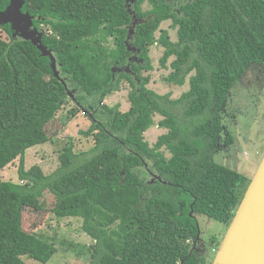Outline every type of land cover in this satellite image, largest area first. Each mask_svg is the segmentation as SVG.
<instances>
[{
  "label": "trees",
  "instance_id": "trees-1",
  "mask_svg": "<svg viewBox=\"0 0 264 264\" xmlns=\"http://www.w3.org/2000/svg\"><path fill=\"white\" fill-rule=\"evenodd\" d=\"M10 1L0 0V12ZM24 1L67 87L50 57L0 24L9 36H0V173L19 158L22 182L0 176V264L52 259L55 244L25 222L27 214L38 222L37 214L49 211L83 219L94 239L89 264H209L210 250L193 245L201 234L195 214L229 227L251 183L214 156L234 143L224 117L234 87L253 63L264 67V0H183L179 12L170 0H139V7L153 6L139 16L125 0ZM165 21L177 41L160 29ZM130 44L142 63L129 61ZM154 45L164 48L167 83L183 86L189 78L177 99L147 87L143 72L153 68ZM123 82L131 87L126 112L104 102ZM70 99V117L82 111L92 121L82 133L93 136V151L77 155L70 142L53 174L39 165L26 169L27 150L49 142L47 126ZM156 114L168 131L152 147L145 134ZM47 191L56 200L50 210Z\"/></svg>",
  "mask_w": 264,
  "mask_h": 264
},
{
  "label": "rangeland",
  "instance_id": "rangeland-1",
  "mask_svg": "<svg viewBox=\"0 0 264 264\" xmlns=\"http://www.w3.org/2000/svg\"><path fill=\"white\" fill-rule=\"evenodd\" d=\"M34 6V3H31ZM145 5L144 8H147ZM44 30L45 26L41 27ZM160 29L168 30L172 41H177V30L172 27L171 21H165ZM157 36L160 35L158 31ZM0 36L9 40V36L0 30ZM132 48V47H131ZM134 50V48H132ZM164 53V48L154 45L150 48V59L153 68L144 71V76H150L147 87L160 95L169 94L172 99H177L190 88L189 78L183 86L169 84L165 77L170 73V69L164 68L160 64V58ZM174 58L170 59V62ZM130 72V71H129ZM131 87L127 82H123L118 91L105 98V104L109 106L119 105L123 112L130 109L129 93ZM76 102L70 99L69 103L63 107L54 120L47 126L49 142L38 145L27 150L25 154L26 169L34 165L42 167L46 175H51L61 166L60 155L63 149L72 142L77 155L91 153L95 147L93 136L86 137L82 132L87 131L91 126V119L82 111L76 117H70V110L76 106ZM225 124L229 127L234 137L232 150H225L216 153V162L236 169L253 179L263 157H264V67L258 63H253L250 71L234 87L232 95L225 107ZM162 116L156 114L155 124L146 132L145 138L154 147L159 136L168 130L158 126ZM64 122L65 125H64ZM230 132V133H231ZM161 152L170 157L166 148ZM260 152V155L258 153ZM78 159L79 162L83 160ZM21 160L18 158L8 165L0 176L4 181H12L21 184L18 170ZM47 200L46 209L50 210L56 202L54 196L48 191L45 192ZM42 203V201H41ZM38 222H34L31 215H26L25 222L28 227L34 224L35 233L41 238L55 244L57 253L47 263H42L24 256L23 259L28 264H89L91 253L88 247L94 243V239L83 229V219L74 217L61 218L51 211L42 212ZM195 218L201 229L200 237L193 243L195 249L207 248L210 250L209 264H213L220 246L217 241L225 238L228 227L219 221L203 215L195 214Z\"/></svg>",
  "mask_w": 264,
  "mask_h": 264
},
{
  "label": "water",
  "instance_id": "water-1",
  "mask_svg": "<svg viewBox=\"0 0 264 264\" xmlns=\"http://www.w3.org/2000/svg\"><path fill=\"white\" fill-rule=\"evenodd\" d=\"M24 4V0H11L6 10L0 12V24H10L15 36L32 41L42 56L50 57L55 76L67 87L58 70L57 58L42 41L43 33L33 27L34 16L22 10ZM128 48L132 50L130 46ZM126 71L129 72L130 68ZM213 264H264V157L228 227Z\"/></svg>",
  "mask_w": 264,
  "mask_h": 264
},
{
  "label": "flooded vegetation",
  "instance_id": "flooded-vegetation-1",
  "mask_svg": "<svg viewBox=\"0 0 264 264\" xmlns=\"http://www.w3.org/2000/svg\"><path fill=\"white\" fill-rule=\"evenodd\" d=\"M162 1V0H161ZM182 1L183 0H170V3H173L176 7H175V11H177V12H179V10H178V8H179V5H181L182 4ZM138 2H139V0H125V6H127V8H128V11L131 13V14H133V15H143V14H147V13H149V11H151V9H152V5L149 3V2H143V3H141L140 4V7L138 6ZM162 3H163V1H162ZM145 5H148L147 6V8H144V6ZM139 7V8H138ZM142 19H140V18H138L137 17V19H136V21H137V23H139L140 21H141ZM136 23V24H137ZM133 28H134V26H133ZM135 34V31H133V29H132V32H131V34L130 35H134ZM130 46L132 47V48H134V52H132V56L129 58V61H131L132 63H134V62H139V63H142V61L139 59L140 57H139V49H137L136 47H134L132 44H130ZM252 67V66H251ZM251 67L246 71V73H245V75L250 71V69H251ZM132 73V72H131ZM244 75V76H245ZM243 76V77H244ZM242 77V78H243ZM241 81V80H240ZM227 125V124H226ZM228 126V125H227ZM229 127V126H228ZM231 132V131H230ZM231 134H232V132H231ZM233 135V134H232ZM234 138V137H233ZM233 145H234V143L228 148L229 150H232V147H233ZM224 149H226V148H224ZM223 151H225V150H223ZM223 151H221V152H223ZM258 155H260V152L258 153ZM196 242V241H195ZM194 242V243H195ZM195 248V247H194ZM202 249H204V248H201V249H196V250H202Z\"/></svg>",
  "mask_w": 264,
  "mask_h": 264
}]
</instances>
